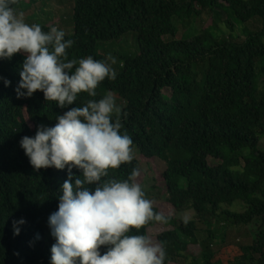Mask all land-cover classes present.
I'll list each match as a JSON object with an SVG mask.
<instances>
[{
	"label": "trees",
	"instance_id": "16d2710c",
	"mask_svg": "<svg viewBox=\"0 0 264 264\" xmlns=\"http://www.w3.org/2000/svg\"><path fill=\"white\" fill-rule=\"evenodd\" d=\"M21 4L18 0L14 9ZM217 9L243 24L255 18L264 22V0H75V32L65 36L74 40L69 60H106L100 47L107 51L114 45L108 43L133 37L139 54L118 55L121 71L115 80L102 81L95 97L79 93L63 109L40 91L18 99L15 88L25 56L0 60V78L11 81L5 87L0 79V264H50L55 238L48 218L58 211L67 179V169H34L21 138L34 136L39 124L54 126L57 115L109 92L121 108V133L131 137L134 159L109 168L102 179L127 180L134 169L140 176L144 159L158 183L152 191L161 199L158 185L164 184L166 206L173 210L164 214L169 209L157 206L144 190L154 212L168 220L150 221L129 235L149 236L151 227L170 226L156 240L164 244L165 264H264V26L238 42L234 35L225 37L216 13L212 26L180 36L178 22ZM39 25L45 32L54 26ZM72 171L81 175L77 168ZM236 202L246 210L231 209ZM189 211L194 218L185 223L181 215ZM21 218L26 223L14 235L13 222ZM221 220L234 227L256 225L253 243L228 248L231 257L215 251V226ZM203 233L207 237L201 241ZM191 248L199 249L198 255Z\"/></svg>",
	"mask_w": 264,
	"mask_h": 264
},
{
	"label": "clouds",
	"instance_id": "9594fccd",
	"mask_svg": "<svg viewBox=\"0 0 264 264\" xmlns=\"http://www.w3.org/2000/svg\"><path fill=\"white\" fill-rule=\"evenodd\" d=\"M17 2L0 0V60L25 56L15 88L18 99L40 91L45 100L63 109L73 105L79 93L95 97L102 81L116 79L111 66L116 63L114 58L69 60L67 50L74 40L65 39L66 33L55 26L45 32L39 24L26 23L23 12L13 7ZM0 79L5 87L10 86L11 81ZM120 113L109 92L57 115L54 126L37 125L34 136H23L19 142L34 169H67L58 211L48 218L55 238L50 264H165L163 242L148 235H129L131 229L150 221L168 220L154 212L152 201L136 182L139 170L134 169L123 181L102 179L109 168L134 159L133 141L121 133ZM73 168L81 175L76 176ZM24 223L23 218L13 222L14 235L20 234L19 226ZM102 246H106L103 254Z\"/></svg>",
	"mask_w": 264,
	"mask_h": 264
},
{
	"label": "rangeland",
	"instance_id": "374dc122",
	"mask_svg": "<svg viewBox=\"0 0 264 264\" xmlns=\"http://www.w3.org/2000/svg\"><path fill=\"white\" fill-rule=\"evenodd\" d=\"M74 8H75V0H22L21 7L17 12H23L24 19L26 23L29 24H41V25H54L58 29L63 30L66 35L73 36L75 32L74 28ZM216 13L221 15V20L219 21V25L224 32L226 38L230 39L232 35L236 36V41L242 42L245 40V37L250 35L251 33H255L260 31L264 22L261 18H255L247 24H243L239 22L233 15L229 14L225 10L217 9L214 12L205 13L201 18L197 20H192L189 22H178L180 27V36H194L199 34L203 29L208 28L213 25V22L217 19ZM227 21L231 22L236 27V31L233 32L231 28L228 27ZM133 37V35H131ZM129 38V37H128ZM134 38V37H133ZM124 39L122 43H108L114 44L111 45L110 50H104L100 47V51L107 58L112 57L115 59L116 63L111 66L113 69L119 73L121 71V62L118 59V55H127V57H132L139 54V47L137 45V41L135 38ZM167 40H171V38H167ZM111 63V62H110ZM262 147L264 149V141L262 142ZM137 157H139L137 155ZM146 160L141 159V163L143 165V173L138 178V183H140L143 189L146 191L147 196L152 199V201L157 202V206L162 209H169V212H163L164 214H172V208L166 206V189L164 184H159V189L163 192V197L158 199L156 194H159L157 190L154 189L152 191V187H154L157 182H155V173L152 170V166L145 165L147 164ZM218 161H211L210 164L218 165ZM158 170H160L158 168ZM231 209L234 211L242 213L246 210V207L242 205L240 202H236ZM183 219L185 217L188 220H192L194 218L193 211H189L181 215ZM201 229H204L202 225H200ZM171 229L170 226L165 224H159L155 227H151L148 229L149 236L157 242V237ZM256 225H251L249 227H234L230 223L227 224V221L221 220L215 226V232L217 236V243L213 245V248L217 252H225L231 257L230 252H228V248L238 247V246H247L253 243V239L256 236ZM201 241L206 239L207 233L201 234ZM224 240L221 242V240ZM191 251L194 255H198L199 249L191 248Z\"/></svg>",
	"mask_w": 264,
	"mask_h": 264
}]
</instances>
